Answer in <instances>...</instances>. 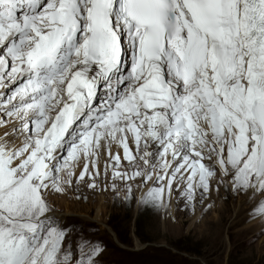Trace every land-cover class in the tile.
<instances>
[{"label": "snow or ice", "instance_id": "snow-or-ice-1", "mask_svg": "<svg viewBox=\"0 0 264 264\" xmlns=\"http://www.w3.org/2000/svg\"><path fill=\"white\" fill-rule=\"evenodd\" d=\"M221 186L264 221V0H0V264H100L54 196Z\"/></svg>", "mask_w": 264, "mask_h": 264}, {"label": "rangeland", "instance_id": "rangeland-1", "mask_svg": "<svg viewBox=\"0 0 264 264\" xmlns=\"http://www.w3.org/2000/svg\"><path fill=\"white\" fill-rule=\"evenodd\" d=\"M52 199L55 215L74 226V249L81 235L101 243L100 264H264V223L253 216L259 196L249 200L221 186L194 209L174 202L171 213L112 191Z\"/></svg>", "mask_w": 264, "mask_h": 264}, {"label": "bare ground", "instance_id": "bare-ground-1", "mask_svg": "<svg viewBox=\"0 0 264 264\" xmlns=\"http://www.w3.org/2000/svg\"><path fill=\"white\" fill-rule=\"evenodd\" d=\"M263 223H264V221H263ZM113 234V233H112ZM257 236V235H256ZM255 237V236H254Z\"/></svg>", "mask_w": 264, "mask_h": 264}]
</instances>
